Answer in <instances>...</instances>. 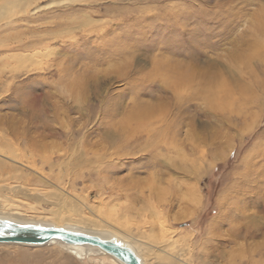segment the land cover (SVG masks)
<instances>
[{
  "label": "rangeland",
  "instance_id": "374dc122",
  "mask_svg": "<svg viewBox=\"0 0 264 264\" xmlns=\"http://www.w3.org/2000/svg\"><path fill=\"white\" fill-rule=\"evenodd\" d=\"M18 1L0 0V44L10 46L7 50L0 49V97L5 98L12 94L21 75L18 68L32 57L39 62L45 51L32 46L31 37L37 34L31 28L36 25L29 22L37 21L51 11L42 9L33 13V6L28 10ZM51 1L57 2L30 0L28 3L43 6ZM90 2L105 6L97 7L93 17H103L107 26L101 20L93 19L100 30L86 33L94 45L102 48L106 42L98 37L116 25H126L131 31L139 30L145 39H150L161 28L169 27L163 19H153L169 0ZM237 3L238 0H203L200 7L211 10L213 15L201 18L188 13L185 16L186 23L201 19L208 28L207 35L214 38L229 35L226 66L233 75L217 68L222 85L211 77L203 82L206 89H216L214 110L200 116L207 125L205 129L193 119L179 159L175 153L170 157L171 167L173 172L181 174V170L192 167L196 163L191 155L195 146L197 156L201 148L208 149L207 155L200 157V162L213 163L214 170H209L195 185L162 190L154 183L151 172L132 176L131 169L125 173L121 168L113 167L110 171L115 174L109 183L123 184L128 180V190L141 185V203L127 196L119 199L120 193L102 189L97 184L98 177L93 171L97 153L105 145L89 142L85 134L77 147L65 130L83 115L84 119L75 124L78 129L88 119L87 113L81 112L79 104L73 103L70 107L65 98L45 93L49 96L50 108L43 107V102L40 108L29 111L22 107L17 110L13 104H0V216L14 213L22 219L57 221L61 225L110 230L114 234L117 230L131 238L149 264H209V261L212 264L217 261L219 264H264V235L250 229L244 220L236 221L234 225L218 226L219 230L208 238H205L203 228L205 219H212L209 209L216 207L218 197L235 179V169L241 161L248 160L255 181L264 180V53L259 54L252 48L256 40L264 42L263 36L257 32L261 21L264 22V0H244V7L232 13L236 17L234 21L217 15L221 8L230 12ZM108 5H119L116 11L120 14L109 19L105 13L113 10ZM54 43L55 40L50 42ZM105 59L102 66H97L82 80L78 95L83 98L85 108L90 107L88 102L94 96L100 98L107 92L118 95L114 91L117 84L108 83V80L118 82L135 63L131 57L127 58V65ZM100 73L104 79L100 78ZM54 131L62 133V137L54 136ZM230 152L236 153L231 163ZM164 200L166 204L162 203ZM152 205L165 208V212L154 214L150 210ZM181 222L187 227H181ZM159 226L162 235L158 232ZM246 228L251 231L249 236L233 237L231 234V229ZM166 229L172 232V236H167ZM209 239L214 243L209 245ZM209 248H215L216 255L210 254ZM90 251L88 256L76 259L56 246L25 248L6 245L0 246V264H113L107 256ZM237 253L245 258L241 259Z\"/></svg>",
  "mask_w": 264,
  "mask_h": 264
},
{
  "label": "snow or ice",
  "instance_id": "6c2138e0",
  "mask_svg": "<svg viewBox=\"0 0 264 264\" xmlns=\"http://www.w3.org/2000/svg\"><path fill=\"white\" fill-rule=\"evenodd\" d=\"M202 3L203 0H169L153 18L163 19L169 27L161 28L150 39H145L139 30L131 31L126 25H116L98 37V40L106 42L103 48L94 45L86 33L100 30L93 19L101 20L107 26L103 17H93L97 7L105 6L92 4L90 0L45 3L43 9H51L49 14L29 22L36 25L31 28L37 34L31 37L32 46L45 51L39 62L32 57L18 68L21 75L12 94L0 97V104H13L17 110L22 107L29 111L40 108L43 102V107L50 108L47 103L49 96L45 93L65 98L70 107L73 103L79 104L88 119L77 129L75 124L84 119L81 115L80 120L65 130L77 147L85 134L89 142L105 145L97 153L93 171L98 177L97 184L102 189L120 193L119 199L127 196L141 203V185L128 190V180L123 184L109 183L115 174L110 171L113 167L121 168L125 173L131 169L132 176L151 172L154 183L162 190L195 185L209 170H214L213 163L207 160L200 162V157L206 156L208 149L201 148L197 156L193 146L191 155L196 163L187 170H181L183 174L172 171L170 157L175 153L179 159L193 119L201 129L207 128L200 116L214 110L216 89H206L203 82L211 77L222 85L217 68L224 69L229 76L233 75L226 66L229 35L221 34L215 38L207 35L208 28L201 19L185 22L188 13L201 18L213 15L211 10L200 7ZM107 7L113 10L105 13L109 19L120 14L116 11L119 5ZM243 7L244 0H238L230 12L221 8L217 15L234 21L236 17L232 13ZM53 40L56 43L50 44ZM8 47L0 44V49L7 50ZM129 57L134 58L135 63L123 73V78L118 82L108 80V83L117 84L114 91L119 94L107 92L100 98L94 96L88 102L90 107L85 108L83 98L78 95L83 78L97 66H102L105 58L127 65ZM20 59L23 63L24 58ZM100 78L104 79L103 73H100ZM53 135L62 137L60 132L54 131ZM229 157L231 163L236 153L230 152ZM253 208L258 211H249ZM150 210L154 214L165 212V208L159 205H152ZM209 216L212 219L206 218L203 222L205 238L213 236L219 230L218 226L234 225L240 220L264 235V180L257 182L253 179L248 160L241 161L235 169V179L218 197L216 207L209 209ZM180 226L187 227V224L181 222ZM240 235H244L243 230ZM207 242L209 245L214 243L210 239ZM209 252L216 255L215 248H209ZM237 255L245 258L239 253Z\"/></svg>",
  "mask_w": 264,
  "mask_h": 264
},
{
  "label": "water",
  "instance_id": "95a60500",
  "mask_svg": "<svg viewBox=\"0 0 264 264\" xmlns=\"http://www.w3.org/2000/svg\"><path fill=\"white\" fill-rule=\"evenodd\" d=\"M58 242L68 248L98 249L118 264H144L131 242L113 236L110 231L75 226L14 220L0 217V245L44 247Z\"/></svg>",
  "mask_w": 264,
  "mask_h": 264
},
{
  "label": "bare ground",
  "instance_id": "6f19581e",
  "mask_svg": "<svg viewBox=\"0 0 264 264\" xmlns=\"http://www.w3.org/2000/svg\"><path fill=\"white\" fill-rule=\"evenodd\" d=\"M28 1H30V0H19L18 2H19V4L21 3L22 4V6H27V9L30 7L31 8V6H33V9H32V12L33 13H36V12H38V10L37 9H40V10H42L43 9V6H41V4L39 5V4H34V5H29L30 4V2L28 3ZM37 1V0H36ZM52 3H53V1H51ZM29 5V6H28ZM3 7V6H2ZM1 7V8H2ZM21 7V6H20ZM24 9V8H23ZM16 10V9H15ZM29 10V9H28ZM23 11V10H22ZM40 12V11H39ZM263 17H264V15H263ZM9 18V17H8ZM260 26L258 27V29H257V32L259 33V35L261 36H263V38H264V22H262L261 21V23L259 24ZM260 36H258V38L260 37ZM257 37H255V39H258ZM10 47V46H9ZM252 48H254V50H255V52L256 51H259V54L261 53L262 54V52L264 53V42H262L261 41V39L259 40H256L255 42H253V45H252ZM263 58H264V56H263ZM208 88V87H207ZM50 133V132H49ZM43 136V135H42ZM16 182V181H15ZM3 188H4V186H3ZM10 210V209H9ZM11 211V210H10ZM11 212H13V211H11ZM8 213V212H7ZM19 214V213H18ZM19 216V215H18ZM0 217H6V218H9V219H14V220H22V221H37V222H44V223H51V224H54V225H56V226H75V225H61L60 224V222H57V221H48V220H46V221H42V220H38V219H35V220H33V219H31V218H29V219H22V218H18L17 217V215H15L14 213L13 214H9V215H1ZM22 217V216H21ZM56 217V216H55ZM46 219V218H45ZM50 219V218H49ZM75 227H77V228H82V229H88V228H83V227H79V226H75ZM158 228V232L162 235V229H161V227L159 226V227H157ZM91 229V228H90ZM96 230V229H95ZM167 230V236H172V232L171 231H169L168 229H166ZM101 231V230H100ZM103 231V230H102ZM110 231V230H109ZM109 231H106V232H109ZM116 232H115V234L113 233V232H111L110 231V233L113 235V236H115V237H118V238H120V239H122V240H124V241H129V242H131V238H129V236L127 237V235H125L124 233H122V232H120V231H117V230H115ZM243 232H244V237H246V236H249L250 235V229H248V228H246V229H244L243 230ZM240 233H241V230H239V229H231V234L233 235V237H238V236H240ZM229 234V233H228ZM252 235V234H251ZM243 236H241V237H243ZM132 243V242H131ZM132 245L134 246V248H135V250H136V252H137V254L143 259V262H144V264H149L147 261H146V258H145V255H144V253H142L140 250H139V248H138V246L133 242L132 243ZM0 246H6V245H0ZM8 246V245H7ZM46 246H56V247H58V248H61L62 250H65V252H67L68 254H70L71 256H73V257H75L76 259H82L83 257H86V256H88L90 253H91V251L90 250H92V251H95V252H98V253H100V254H102V255H105V256H107L106 254H104L103 252H101L100 250H98V249H93V248H90V249H74V248H68V247H66V246H64V245H62L61 243H58V242H51V243H49L48 245H46ZM21 247V246H20ZM45 247V246H44ZM26 248V247H25ZM34 248H43V247H34ZM107 259H109L113 264L115 263V264H118L114 259H112L110 256H107Z\"/></svg>",
  "mask_w": 264,
  "mask_h": 264
}]
</instances>
